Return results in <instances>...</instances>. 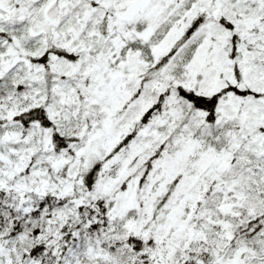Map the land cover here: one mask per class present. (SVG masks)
<instances>
[{"label":"snow or ice","instance_id":"1","mask_svg":"<svg viewBox=\"0 0 264 264\" xmlns=\"http://www.w3.org/2000/svg\"><path fill=\"white\" fill-rule=\"evenodd\" d=\"M0 264H264V0H0Z\"/></svg>","mask_w":264,"mask_h":264}]
</instances>
